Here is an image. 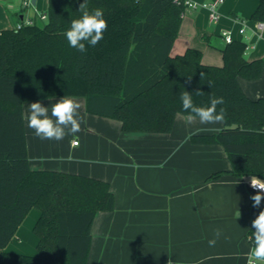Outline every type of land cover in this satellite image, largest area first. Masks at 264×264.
<instances>
[{
	"label": "trees",
	"instance_id": "obj_1",
	"mask_svg": "<svg viewBox=\"0 0 264 264\" xmlns=\"http://www.w3.org/2000/svg\"><path fill=\"white\" fill-rule=\"evenodd\" d=\"M83 2L49 0L46 22L0 30V264H87L95 217L115 206L105 180L31 168L26 101L84 97L88 112L120 120L125 131L168 133L179 114L187 115L184 91L202 107L223 97L217 112L225 110L224 127L191 140L221 144L234 175L264 180V96L249 97L239 82L260 78L264 58L249 60L239 39L224 45L209 39L223 53L221 66L203 63L196 48L173 56L185 9L176 0H87L88 11L103 10L108 28L82 54L69 46L65 32L82 15ZM251 18L264 21V0ZM33 207L40 210L38 255L8 252Z\"/></svg>",
	"mask_w": 264,
	"mask_h": 264
},
{
	"label": "crops",
	"instance_id": "obj_2",
	"mask_svg": "<svg viewBox=\"0 0 264 264\" xmlns=\"http://www.w3.org/2000/svg\"><path fill=\"white\" fill-rule=\"evenodd\" d=\"M22 2L0 0V30L15 28L33 13L47 11L49 4V0H32L33 7L25 8ZM258 4L259 0H223L217 21L209 8L185 6L171 54L196 48L202 51L203 63L221 66L223 53L209 39L224 45L221 32L226 30L233 39L251 44L245 53L249 60L264 58V36L256 28L257 20L251 18ZM240 28L245 31L241 33ZM239 82L249 97L264 96V68L260 78L240 77ZM62 97L24 103L29 161L33 170L79 174L110 183L115 206L95 217L87 264H246L252 247L248 232L252 220L264 210V199L253 207L250 197L258 190L249 184L252 177L232 173V162L221 144L191 140L196 133L220 131L224 123L197 120L189 125L187 115L179 114L168 133L125 131L120 120L90 113L86 99L74 97L81 104L80 131L59 141L42 140L28 127L29 105L40 101L50 115L51 106ZM216 172L221 175L211 177ZM237 210L240 218L236 220ZM39 215V208L33 207L6 250L38 255V242L34 251L26 241H39L34 232ZM216 229L221 235L215 246H209Z\"/></svg>",
	"mask_w": 264,
	"mask_h": 264
},
{
	"label": "clouds",
	"instance_id": "obj_3",
	"mask_svg": "<svg viewBox=\"0 0 264 264\" xmlns=\"http://www.w3.org/2000/svg\"><path fill=\"white\" fill-rule=\"evenodd\" d=\"M190 7H196L189 4ZM82 15L71 21L70 28L65 32V37L70 47L80 53H86L87 47H95L103 38L107 31L108 24L104 18V12L96 8L91 12L87 10V0L79 5ZM210 87V83H209ZM197 91V95H202ZM182 109L186 116V123L191 125L195 122L200 124H222L225 121V110L221 108L217 112V106L224 103L223 97H212L207 107L196 106L192 95L184 91L180 95ZM81 104L76 98L63 96L49 108L40 101L29 105V115L27 116L28 127L34 130L37 137L42 140H62L68 134H75L80 131L83 117L80 115ZM199 131V130H197ZM251 187L258 190L251 196L253 207H259L264 199V181L256 176L251 178ZM236 220L240 218L239 210L235 212ZM252 235L249 237L252 247L246 254V264H264V210H261L251 222ZM221 230L216 229L214 239L208 241L209 246H215L216 240L220 237ZM171 264V261L168 262Z\"/></svg>",
	"mask_w": 264,
	"mask_h": 264
},
{
	"label": "built area",
	"instance_id": "obj_4",
	"mask_svg": "<svg viewBox=\"0 0 264 264\" xmlns=\"http://www.w3.org/2000/svg\"><path fill=\"white\" fill-rule=\"evenodd\" d=\"M176 1L178 3H183L188 8H195V7H190L189 6L190 3L196 5V7L201 6L204 8H209L211 10V18L215 21H217L220 17V14L218 12V6L223 2V0H212V1H208V2H202V3H198V2H195L192 0H176ZM22 5L25 8H32L33 2H32V0H23ZM47 18H48L47 11L35 12V13H33V15L28 16L25 20L18 22L16 24L15 28L19 29L24 24H29V25H33V24H37V23L42 24V23L46 22ZM256 28H257L258 32L261 34V36H264V21L257 20ZM239 31L241 33H243L245 31V28H240ZM221 35L223 36V38L226 42H231L234 38L233 35L226 30H223L221 32ZM246 44H247L246 45V51H247L248 49H250L251 44H249V43H246ZM74 143L77 144L78 141L75 140ZM262 181H264V180H262ZM250 182H251V180H250ZM249 184L251 186V183H249ZM253 190H256V189H253Z\"/></svg>",
	"mask_w": 264,
	"mask_h": 264
},
{
	"label": "rangeland",
	"instance_id": "obj_5",
	"mask_svg": "<svg viewBox=\"0 0 264 264\" xmlns=\"http://www.w3.org/2000/svg\"><path fill=\"white\" fill-rule=\"evenodd\" d=\"M215 39H219L217 36H215L214 37ZM220 41V40H219ZM222 43H224L223 41H221V45H223ZM36 225V224H35ZM35 227V226H34ZM31 232H32V234H34L33 233V230H31ZM33 236H35L36 237V235L34 234ZM18 240V239H17ZM38 242V240H37V238L36 239H33V240H28V241H26V243H28V247H31V245H32V247H33V249H34V251H36V243ZM14 245H12V247H13ZM12 247H10V248H12ZM8 248V247H7ZM6 248V249H7ZM8 252H11V253H14V252H12V251H10V250H7Z\"/></svg>",
	"mask_w": 264,
	"mask_h": 264
}]
</instances>
